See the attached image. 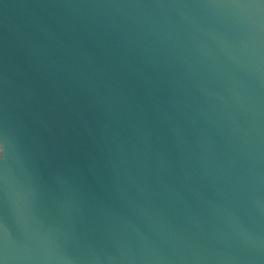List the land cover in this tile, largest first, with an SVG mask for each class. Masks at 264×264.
Listing matches in <instances>:
<instances>
[{
  "label": "water",
  "instance_id": "water-1",
  "mask_svg": "<svg viewBox=\"0 0 264 264\" xmlns=\"http://www.w3.org/2000/svg\"><path fill=\"white\" fill-rule=\"evenodd\" d=\"M0 264H264V0H0Z\"/></svg>",
  "mask_w": 264,
  "mask_h": 264
}]
</instances>
